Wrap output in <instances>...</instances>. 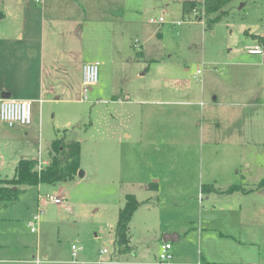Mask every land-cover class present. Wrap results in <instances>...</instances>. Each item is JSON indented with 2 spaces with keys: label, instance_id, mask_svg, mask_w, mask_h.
I'll use <instances>...</instances> for the list:
<instances>
[{
  "label": "rangeland",
  "instance_id": "obj_1",
  "mask_svg": "<svg viewBox=\"0 0 264 264\" xmlns=\"http://www.w3.org/2000/svg\"><path fill=\"white\" fill-rule=\"evenodd\" d=\"M185 1L200 2L0 0V70L22 68L24 80L33 74L25 91L44 70V104L40 112L34 106L32 125L0 121V180L12 179L24 158L49 162L57 139L81 144L84 172L27 187L14 205H0V264H98L113 254L126 264L114 240L128 193L149 207L142 213L150 223L131 226L146 261H155L159 228L174 222L187 237L180 254L173 251L178 263H201L202 235L212 264H264L251 245L234 253L236 241L221 237L238 239L242 219L245 236L259 238L264 251V60L248 53L264 50V4L236 0L209 29L195 9L183 10ZM28 44L36 56L26 58ZM90 62L101 64L99 83L85 101L82 70ZM133 110L137 117L127 120ZM127 128L142 141L131 145ZM155 181L156 194L142 187ZM233 186L241 190L216 192ZM40 214L33 233L29 222ZM72 246L81 249L77 257Z\"/></svg>",
  "mask_w": 264,
  "mask_h": 264
},
{
  "label": "trees",
  "instance_id": "obj_2",
  "mask_svg": "<svg viewBox=\"0 0 264 264\" xmlns=\"http://www.w3.org/2000/svg\"><path fill=\"white\" fill-rule=\"evenodd\" d=\"M236 0H202L201 2L185 1L183 10H200L201 21L203 18L207 27L211 29L219 23L227 14L225 8ZM264 4V0H261ZM261 44L264 45V38H260ZM50 153L48 165L39 169V161L36 159H22L18 162L15 175L12 179L0 180V205L8 207L14 205L20 195L27 187H38L40 185L56 186L62 183L75 180L77 177H83L84 172L81 169V144L79 142L66 143L61 139L55 140ZM149 187L158 190L157 184ZM264 187V180L259 184ZM213 190V189H210ZM241 188L233 186L227 191L219 194H232L240 191ZM141 203L135 195L128 194L125 196V203L119 211L118 221L115 229L116 249L120 254L131 252L129 225L135 212L139 209Z\"/></svg>",
  "mask_w": 264,
  "mask_h": 264
},
{
  "label": "crops",
  "instance_id": "obj_3",
  "mask_svg": "<svg viewBox=\"0 0 264 264\" xmlns=\"http://www.w3.org/2000/svg\"><path fill=\"white\" fill-rule=\"evenodd\" d=\"M199 1L201 2L202 0H199ZM2 18H3V16H2ZM18 41L21 43L24 42V36L22 34L18 38ZM24 46H26V50H27L26 58L29 56V54H30V56H36V53L38 50H34V46H32L31 44L24 45ZM16 51H17V52H15L16 56L22 55V53H21L22 48H18ZM24 73L25 72L22 68H15V67L11 68L10 66H7L3 70H0V100L2 99L3 94L9 93V94H11V98H14L13 95L17 94V97H15L16 99L27 100V101L33 102V106L38 105L37 109H39V112H40L42 110V108H41L42 104H44V99H43V95H42L43 94L42 88H44V87H43V84L41 83L42 73L44 75V70H41V73L39 72V70H35L36 74H34V75H35L36 79L33 80V83L35 84V90H30V91H25V90H23V88L28 85V81L30 80V75H33V74L29 73V76H28L29 80H24ZM37 79H39V83H38ZM10 81L12 83L9 84ZM15 82L16 83L19 82V83H17L18 84L17 87L12 86L13 84H15ZM215 100L217 101V98H215ZM40 101H42V102H40ZM140 101L143 102L142 99ZM141 102H138L137 105L144 103V102L143 103H141ZM149 103L152 106L162 105V102H158L156 100L150 101ZM131 104H129V105H131ZM131 115H134L136 118L137 112H135V110L131 111V113L128 115L127 120L131 119ZM140 116H141L142 120L144 121V119H145L144 116L148 117V114L147 113L146 114L145 113L139 114V117ZM40 117H41V113H40ZM22 127H28V126H22ZM144 130H147V128H144ZM126 139L130 141L131 145H135V143L142 141L141 137H139L138 135H133L132 129H128V128L126 130ZM138 139L140 141H138ZM24 159H29V158H24ZM31 159H33V158H31ZM17 164H18V162H17ZM152 184L158 185V183L155 181L153 183H146L142 187H144V190L146 192L156 194L158 192V190H153V188L149 187ZM40 186H38V187H40ZM128 194H133V193H128ZM128 194H126V195H128ZM133 195H135V194H133ZM143 204H145V203L144 202L141 203V206L133 215L131 222H130V225H129L130 246H131L132 250H131V252L126 253L127 257H129L126 264H157L158 260H159V253L161 251V247L165 243H171L172 244V251H171L172 255H173V251L176 255H179L180 252L183 250V248L186 247L187 237L184 236L183 228L180 226H176V223H174V222L166 224L165 226H162L159 228L160 232L157 233V236L159 238V239H157V243H158L157 253L156 254L154 253L155 261H153V262L146 261V255L144 254V252L142 250L139 251V248L136 247V243L134 240H133V242L131 241V238L134 235L132 228H131L134 220H136L137 222H146V225L148 223H150L149 216L142 213L143 209H149V207L142 208ZM240 222H241V225L240 224L239 225L241 227H240L239 232H240L241 236L238 235V239H234L232 236H225V235L221 236L222 239H226V241H228V239H232L233 241H236L237 246H236V250H233L234 253H243V251L245 250V245L246 246L251 245L250 249L256 251V253L258 254L257 256H259L261 261H264V251L262 250V247H260V239L259 238L254 239V238L246 237L245 236V229H244V225H243V220L241 219ZM252 228L253 227H251V229ZM147 231L148 230H145V232H147ZM38 232H39V230H38ZM168 234H171L173 237L170 240L164 241V237ZM201 237H202V235L198 238V241H199V245H198V249H199L198 252L199 253L198 254H200L201 263L202 264H212V263L208 262L207 260H205V258H204V256L212 257L213 254H212L211 250L207 251L206 248H204L205 241ZM226 243H228V242H224V243L222 242V244H220V246L227 245ZM131 254H132V256H131ZM218 255H226V251H224V250L220 251ZM215 256H216V254H215ZM45 257H47V256L45 255ZM113 257L116 258L117 255L113 254L112 258L109 261H112L115 264H119V262L114 260ZM35 263L39 264L40 261L37 260V261H35ZM171 264H183V263H181V262L178 263L177 261H175L174 256H173V260H172Z\"/></svg>",
  "mask_w": 264,
  "mask_h": 264
},
{
  "label": "built area",
  "instance_id": "obj_4",
  "mask_svg": "<svg viewBox=\"0 0 264 264\" xmlns=\"http://www.w3.org/2000/svg\"><path fill=\"white\" fill-rule=\"evenodd\" d=\"M41 1V0H39ZM194 15H199L197 10H194ZM151 24H156L157 20H151ZM160 23L164 22V18L159 19ZM250 55H259L264 60V50L261 46L256 45L253 48L248 50ZM99 62H90L86 63L83 66L82 70V96L83 100H88L89 96V88L96 86L99 83V69H100ZM202 75V70H198L196 73L195 78ZM42 102V101H40ZM33 102L27 100H19L15 98L10 99H1L0 100V121L4 123L9 128H14L17 125L20 126H30L33 123ZM39 160V169H42L48 162H43L41 159ZM47 200L53 202L57 205L62 204L61 198L56 196H47ZM43 214V212H41ZM41 214L34 217L33 222L29 223V227L33 233L38 232V227L36 226L39 223ZM73 256L77 257L78 252L81 249H78L76 246H72ZM172 251V244L165 243L161 247V251L159 253V260L157 264H171L173 260ZM104 254H108V250H104ZM98 264H115L112 261H104L100 260ZM202 264V263H197Z\"/></svg>",
  "mask_w": 264,
  "mask_h": 264
},
{
  "label": "water",
  "instance_id": "obj_5",
  "mask_svg": "<svg viewBox=\"0 0 264 264\" xmlns=\"http://www.w3.org/2000/svg\"><path fill=\"white\" fill-rule=\"evenodd\" d=\"M11 98V94L6 93L2 95V99H10ZM173 236L171 234H168L164 237V241L170 240Z\"/></svg>",
  "mask_w": 264,
  "mask_h": 264
}]
</instances>
